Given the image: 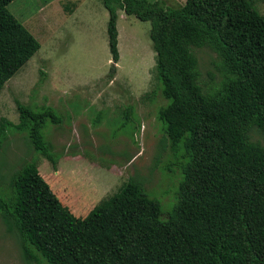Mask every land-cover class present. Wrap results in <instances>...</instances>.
Here are the masks:
<instances>
[{
    "label": "trees",
    "instance_id": "obj_1",
    "mask_svg": "<svg viewBox=\"0 0 264 264\" xmlns=\"http://www.w3.org/2000/svg\"><path fill=\"white\" fill-rule=\"evenodd\" d=\"M0 0V89L39 48L38 41ZM107 13L108 75L118 59L117 13L149 22L154 70L165 103L155 113L164 138L178 151L180 179L165 217L160 202L129 176L115 192L77 217L63 205L32 162L23 160L0 191V222L15 236L25 264H264V16L258 0H99ZM218 59L215 85L199 82L193 48ZM110 76V75H109ZM124 111V119L130 115ZM17 121L52 165L43 139L48 106L15 101ZM163 141V139H162ZM8 192V193H7Z\"/></svg>",
    "mask_w": 264,
    "mask_h": 264
},
{
    "label": "rangeland",
    "instance_id": "obj_2",
    "mask_svg": "<svg viewBox=\"0 0 264 264\" xmlns=\"http://www.w3.org/2000/svg\"><path fill=\"white\" fill-rule=\"evenodd\" d=\"M147 1L177 7L184 0ZM6 8L39 48L0 89V117L15 123L19 101L50 107L60 122H46L42 129L54 165L32 148L24 133L6 131L0 147V191L7 195L11 173L23 160L32 162L58 200L82 217L85 209L136 176L146 195L160 202L165 217L180 179L173 161L180 158L155 118L165 99L155 77L149 22L118 11V59L109 76L107 13L99 0H11ZM254 8L264 16V0ZM193 51L199 82L215 85L220 77L217 57L206 47ZM249 137L264 146V137L254 129ZM0 264H25L15 236L1 222Z\"/></svg>",
    "mask_w": 264,
    "mask_h": 264
},
{
    "label": "crops",
    "instance_id": "obj_3",
    "mask_svg": "<svg viewBox=\"0 0 264 264\" xmlns=\"http://www.w3.org/2000/svg\"><path fill=\"white\" fill-rule=\"evenodd\" d=\"M67 207V206H66ZM92 207V206H91ZM91 207H89L88 209H85V211H84V214L91 208ZM68 208V207H67Z\"/></svg>",
    "mask_w": 264,
    "mask_h": 264
}]
</instances>
